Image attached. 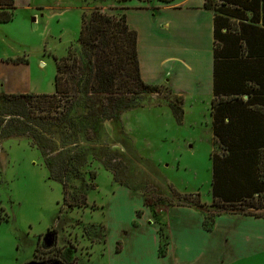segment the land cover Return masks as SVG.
<instances>
[{
    "label": "rangeland",
    "instance_id": "374dc122",
    "mask_svg": "<svg viewBox=\"0 0 264 264\" xmlns=\"http://www.w3.org/2000/svg\"><path fill=\"white\" fill-rule=\"evenodd\" d=\"M15 3L13 21L0 24V86L2 61L27 59L32 75L21 86L40 95L55 92L54 58L80 55L82 14L121 17L125 7L118 0ZM81 86L67 121L40 123V129L28 124L39 148L29 139L0 142V264L53 257L64 264H264V219L206 220L222 211L211 208L207 121L192 126L200 106L187 104L178 121L165 85L150 96L123 98L119 108L113 97ZM171 189L199 194L206 208L176 212ZM147 199L153 207L145 206ZM255 203L264 206L262 199Z\"/></svg>",
    "mask_w": 264,
    "mask_h": 264
},
{
    "label": "crops",
    "instance_id": "0c3cea01",
    "mask_svg": "<svg viewBox=\"0 0 264 264\" xmlns=\"http://www.w3.org/2000/svg\"><path fill=\"white\" fill-rule=\"evenodd\" d=\"M231 1L235 3L224 7L231 10L230 15L219 14L218 7L205 10V0H173L171 4L136 0L130 5L123 3V14L138 33L143 81L167 86L174 96L183 98V111L187 104L192 108L200 106L196 117L200 121L192 126L207 121L208 130L204 133L212 146V174L215 155L221 159L220 171L227 169L232 179L225 196L259 198V194H252L253 186L248 183L258 187L264 183V171H260L264 170V94H256L264 86V32L248 28L252 24L240 18L242 11L235 12L242 1ZM246 15L250 18L252 12L247 10ZM217 16L221 17L217 24L222 41L216 57V43L220 41L216 42L215 35ZM253 27L264 29V24L261 20ZM260 34L262 43L258 42ZM2 66L5 88L1 84L0 90L5 94H30L21 85L29 83L31 67L7 59ZM222 159L229 161L224 163ZM174 210L192 214L199 211L192 207ZM200 216L199 223L204 228L205 216ZM253 222L260 225L264 221Z\"/></svg>",
    "mask_w": 264,
    "mask_h": 264
},
{
    "label": "trees",
    "instance_id": "16d2710c",
    "mask_svg": "<svg viewBox=\"0 0 264 264\" xmlns=\"http://www.w3.org/2000/svg\"><path fill=\"white\" fill-rule=\"evenodd\" d=\"M104 1V0H103ZM131 0H118L121 3H127ZM154 0H142L144 3H150ZM164 4H171L173 0H159ZM242 6L238 5L235 12L241 10L239 14L243 21L249 22L250 29L264 32V29L253 27L262 20L264 24V0H240ZM220 3V6H219ZM231 0H205V10H216L218 13L227 15L232 14L231 10L225 9L227 5L234 4ZM262 9V16L260 13ZM15 0H0V24H9L15 16ZM250 10L252 16L249 18L246 11ZM216 17V57L221 43L219 38L218 20ZM82 28L79 37L80 55L74 57L72 61L68 59L54 58L56 63V75L54 79V94H5L0 92V142L9 138L29 139L33 146L38 147L36 141L39 139L37 131L29 127L32 124L36 129H40V123L57 121L65 122L70 117L74 107V98L78 93H82L81 85L85 84L95 93H102L113 97V104L116 108L122 104L125 97L146 96L159 93L162 85H151L143 81L140 71V62L138 55V33L132 29L125 15L121 17L108 15L100 10H95L90 14L83 13ZM261 34L258 36L260 37ZM258 38L255 37L254 40ZM252 40V39H251ZM262 43V37L258 39ZM248 44V42H247ZM28 64L27 59L17 60L15 64ZM172 94V92H171ZM256 94H264V86H261ZM168 100V108L173 112L175 118L180 121L183 116V98L176 97ZM137 107H143L142 103L135 104ZM130 107V106H129ZM5 126L2 124L5 123ZM217 123V118H214ZM43 132V131H42ZM216 135L217 132H216ZM233 151H230L232 153ZM213 161V180L211 208L221 210L222 213L206 214V220L215 218L222 214H236L248 217L264 219V214H257L251 210L261 212L264 206H256V200H264V183H248L253 186L252 194L255 196L246 197H226V186L232 180L229 171H220L219 164L221 159L215 155ZM224 163L229 160L222 159ZM263 172V169H260ZM51 176L56 179L53 171ZM239 185V183H238ZM228 186V187H229ZM176 192L179 207H192L203 210L206 205L202 203L199 194L181 195ZM256 199V200H255ZM146 207H153V203L145 201ZM247 208V210H245ZM224 211V213H223ZM230 211V212H227ZM39 242V241H38ZM39 245V244H38ZM36 251H39L38 246Z\"/></svg>",
    "mask_w": 264,
    "mask_h": 264
},
{
    "label": "flooded vegetation",
    "instance_id": "af4514ba",
    "mask_svg": "<svg viewBox=\"0 0 264 264\" xmlns=\"http://www.w3.org/2000/svg\"><path fill=\"white\" fill-rule=\"evenodd\" d=\"M54 241H55V238H54ZM54 244H55V242H54ZM53 244V245H54ZM43 245L45 246V247H48L47 245H46V243L45 242H43ZM63 258H65V257H63ZM65 260V259H64ZM32 262H35V263H44V264H50V263H59V264H64V262H63V259L60 257H53V258H51V259H48V260H46V261H38L36 258L32 261ZM31 262V263H32Z\"/></svg>",
    "mask_w": 264,
    "mask_h": 264
},
{
    "label": "water",
    "instance_id": "95a60500",
    "mask_svg": "<svg viewBox=\"0 0 264 264\" xmlns=\"http://www.w3.org/2000/svg\"><path fill=\"white\" fill-rule=\"evenodd\" d=\"M28 264H44V263H35V262H32V263H31V262H30V263H28ZM50 264H59V263H54V262H53V263H50Z\"/></svg>",
    "mask_w": 264,
    "mask_h": 264
}]
</instances>
